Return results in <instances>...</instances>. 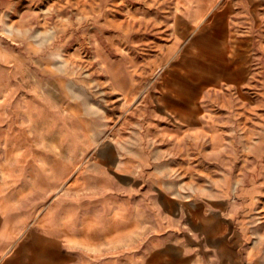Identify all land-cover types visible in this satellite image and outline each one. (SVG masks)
<instances>
[{"label": "rangeland", "instance_id": "1", "mask_svg": "<svg viewBox=\"0 0 264 264\" xmlns=\"http://www.w3.org/2000/svg\"><path fill=\"white\" fill-rule=\"evenodd\" d=\"M89 2L107 17L98 5L91 12L87 4L82 28L56 40V27L66 20L60 8L75 12L76 0H0V131L16 135L35 113L27 103L40 106L51 87L59 94L56 69L65 71L66 53L78 40L91 51L82 36L97 24L117 80L98 72L91 52L80 53L77 78L67 83L73 98L59 99L93 134L90 157H105L94 154L96 147H156V132L163 128H196L198 141L179 147L197 151L189 161L219 164L199 172L207 181L233 163L240 174L250 164V181L264 183V0H212L195 22L185 14L186 0ZM27 19L33 30L28 35ZM114 20L123 22L121 29L108 25ZM67 41L66 52L58 51ZM124 70L130 78L120 76ZM215 132L219 154L208 146ZM255 149L263 158L253 163L249 154ZM261 209L251 238L264 247V204Z\"/></svg>", "mask_w": 264, "mask_h": 264}, {"label": "crops", "instance_id": "2", "mask_svg": "<svg viewBox=\"0 0 264 264\" xmlns=\"http://www.w3.org/2000/svg\"><path fill=\"white\" fill-rule=\"evenodd\" d=\"M32 128L0 131V264H264L251 238L264 183L233 163L207 181L199 172L219 164L189 161L197 151L179 147L198 141L196 128H163L148 150L94 148L102 159L87 148L71 161ZM219 141L210 138L212 152Z\"/></svg>", "mask_w": 264, "mask_h": 264}, {"label": "bare ground", "instance_id": "3", "mask_svg": "<svg viewBox=\"0 0 264 264\" xmlns=\"http://www.w3.org/2000/svg\"><path fill=\"white\" fill-rule=\"evenodd\" d=\"M77 6L75 12H72V9H68L67 7L60 8V15H65L66 20L60 22V25H57L55 33L56 40H60L63 35L66 33H70V36L75 32L82 28L80 20L81 15H85L87 13L85 7L88 4L89 10L94 12L95 4L93 2H89L88 0H76ZM212 0H186V16L190 18L193 22L197 20V18L202 15L204 9L208 7ZM80 3V5H78ZM98 7V12H101L102 15L106 16L105 12L101 11V6ZM69 13V15H68ZM94 14V13H93ZM28 16V14H27ZM97 15H93V22L96 21L95 18ZM30 19V18H29ZM92 22V23H93ZM133 23L134 20H133ZM30 20L26 22V34H32V31L29 27ZM129 24V23H128ZM94 24L91 29L86 28L82 39H87V43L91 48V55L95 62L91 63L92 65L97 64L99 66L98 72L108 73L110 78L113 79V82L117 80L116 77L118 75V71L111 70L112 62L110 61V54L105 50V46L100 40L101 28ZM108 25L113 26L114 28H122L123 22L108 21ZM95 26V27H94ZM179 32H177L176 39L179 37ZM69 41L65 44H60V48L58 51H65L68 47ZM87 47L82 42V40L77 41V46L73 50L72 53H66L65 63L66 68L65 71L62 72L59 68L56 69V74H60L59 78L56 79V88L59 90V94L54 92L52 87L49 90H46L44 93V97L40 101V106L35 104L27 103V109L30 110L34 108L35 113L33 115L28 114L29 120L33 123V130L43 137L47 136V142L56 149L58 153V157L62 160L71 161L72 159H76L81 156L83 150L92 146L95 142V138L93 134L86 128L85 125L79 123L77 120L73 118L74 114L72 112L65 111L59 105V99L66 100L68 98H73L68 93L69 88H72V84H67L69 81H74L77 77V71L80 67L79 55L80 53H90L87 51ZM113 49V48H112ZM116 48L113 49V55L115 54ZM125 72H121L120 76L124 78V76L131 77V73L124 70ZM97 75V77L101 76ZM61 95V96H59ZM60 99V100H61ZM33 105V106H32ZM35 105V106H34ZM51 136V138H50ZM54 136H56L54 138ZM44 139V138H43ZM219 140V134L216 132L211 135L212 143H215ZM122 146V144L120 145ZM126 147V146H125ZM259 148V146H257ZM61 170V169H57ZM58 172V171H57Z\"/></svg>", "mask_w": 264, "mask_h": 264}]
</instances>
